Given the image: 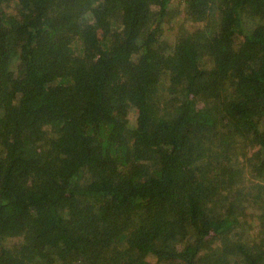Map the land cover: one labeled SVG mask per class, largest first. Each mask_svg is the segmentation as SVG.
<instances>
[{
  "label": "trees",
  "instance_id": "trees-1",
  "mask_svg": "<svg viewBox=\"0 0 264 264\" xmlns=\"http://www.w3.org/2000/svg\"><path fill=\"white\" fill-rule=\"evenodd\" d=\"M173 1L0 0V264H264V0Z\"/></svg>",
  "mask_w": 264,
  "mask_h": 264
},
{
  "label": "rangeland",
  "instance_id": "rangeland-1",
  "mask_svg": "<svg viewBox=\"0 0 264 264\" xmlns=\"http://www.w3.org/2000/svg\"><path fill=\"white\" fill-rule=\"evenodd\" d=\"M171 5H172L171 7H173L175 9V12H176L175 17H174L176 19V22H175V29H174V23L170 24V29L166 33L167 38H169L170 40H175L176 32H177V29H178L180 24L183 25V27L189 31L195 30L196 28H199L202 26V23H194L191 20H188L187 18H186V20H183L186 13H185V10H183V8H182L183 4L181 5L179 0H176V1L174 0ZM204 24H206V23H204ZM165 27H166V24H165ZM164 55H166V54H164ZM208 62L209 61L207 60V65H212L211 63H208ZM175 97H181L182 98V96H179V94H175ZM135 114H136V109L130 110V112L128 114L129 124H130L131 128H133L135 126ZM18 115L20 116V114H18ZM48 138H49V134L46 135L44 142H47ZM245 138L246 137L242 136V139L237 140L238 143H236V145L242 146V144L248 143Z\"/></svg>",
  "mask_w": 264,
  "mask_h": 264
}]
</instances>
